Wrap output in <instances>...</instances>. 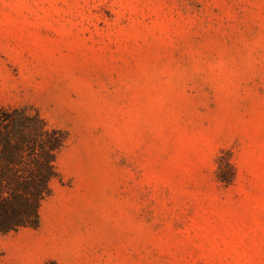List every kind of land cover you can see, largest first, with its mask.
<instances>
[{"label":"rangeland","instance_id":"rangeland-1","mask_svg":"<svg viewBox=\"0 0 264 264\" xmlns=\"http://www.w3.org/2000/svg\"><path fill=\"white\" fill-rule=\"evenodd\" d=\"M0 106L65 138L0 264H264V0H0Z\"/></svg>","mask_w":264,"mask_h":264},{"label":"trees","instance_id":"trees-1","mask_svg":"<svg viewBox=\"0 0 264 264\" xmlns=\"http://www.w3.org/2000/svg\"><path fill=\"white\" fill-rule=\"evenodd\" d=\"M62 135L36 111L0 106V233L38 227V207L58 177L55 159ZM223 166L230 173L229 163L220 158L218 179L229 184L221 176Z\"/></svg>","mask_w":264,"mask_h":264}]
</instances>
